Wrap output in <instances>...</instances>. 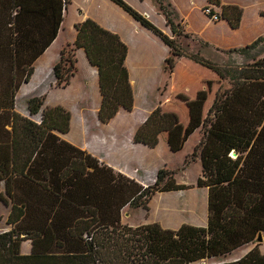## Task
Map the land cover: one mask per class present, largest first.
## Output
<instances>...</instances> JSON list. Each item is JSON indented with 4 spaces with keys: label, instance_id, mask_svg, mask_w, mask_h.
<instances>
[{
    "label": "trees",
    "instance_id": "trees-1",
    "mask_svg": "<svg viewBox=\"0 0 264 264\" xmlns=\"http://www.w3.org/2000/svg\"><path fill=\"white\" fill-rule=\"evenodd\" d=\"M112 1L168 46L164 68L169 78L176 61L185 57L222 80L190 154L201 166L195 185L207 188L206 225L183 223L169 229L156 222L123 224L124 206L147 210L155 192L188 186L176 183L174 172L165 167L156 171L152 184L143 187L99 164L56 134L68 132L70 113L60 106L42 108V97L27 100L29 117L13 111L14 94L20 83L28 80L36 57L56 36L61 8L65 11L68 0H0V73L9 74L8 80L0 78V107L2 118L11 122L9 131H0V139L11 143L14 185H25L23 192L12 194L7 218L12 227L0 232V264H190L224 256L264 232V34L228 50L247 55L250 62L237 68L221 66L201 55V47L217 48L186 32L168 0L152 1L171 36L124 0ZM207 2L220 6L219 18L231 29L239 27L241 8L222 5L219 0ZM74 26L71 50L81 48L96 68L100 94L97 118L106 123L119 108L130 111L133 106L124 64L126 45L89 18ZM181 37L198 42V49L184 50L178 41ZM65 49L52 68L55 85L62 87L75 72L74 55L64 57ZM174 124V115L157 105L136 129L132 141L153 148L159 135ZM47 226L54 241L46 253L13 252L15 241L40 238ZM219 264H264V254L255 245L238 260Z\"/></svg>",
    "mask_w": 264,
    "mask_h": 264
},
{
    "label": "crops",
    "instance_id": "crops-1",
    "mask_svg": "<svg viewBox=\"0 0 264 264\" xmlns=\"http://www.w3.org/2000/svg\"><path fill=\"white\" fill-rule=\"evenodd\" d=\"M132 8L146 16L155 26L165 34L171 36L170 28L165 22L164 16L158 10L152 0H124ZM175 10L180 11L181 19L186 21L189 18V10L180 6L179 0H168ZM184 1V0H182ZM193 0H187L190 3ZM222 5H236L242 10L240 25L244 21V13L252 4V0H219ZM195 2V0H194ZM208 5L207 0H196L193 6L201 11L203 24L206 26L222 24L231 29L225 20H210L203 12V8ZM213 10L220 14V6H211ZM177 8V9H176ZM49 21H52V4L49 8ZM57 4L54 2V14L56 15ZM177 11V12H178ZM184 11L185 13H183ZM258 11V9H257ZM179 13V12H178ZM61 22L57 29L56 36L49 45L42 51L33 62V71L27 81L20 83L14 94L13 111L23 117L28 116L27 100L30 97H42L43 107H63L70 113L69 130L66 133H56L62 140L85 151L98 160V163L111 168L115 173H119L137 183L144 185L156 173V171L166 167V157L173 153L181 154L182 162L190 153L200 138V126L203 116L212 102L214 93L222 83L213 71L181 57L177 60L173 73L169 78L167 94L158 105L162 109L172 113L175 118L174 127L159 135L158 143L155 147L149 148L140 143L132 141L136 129L142 124L150 111L154 108L145 104V87L152 82L154 74L158 69L163 68L164 59L169 55V48L155 34L139 24L120 6L112 0H68L65 11L61 8ZM89 18L102 28L116 34L126 45V57L124 64L128 70L129 83L133 91V106L130 111L119 108L116 114L106 123H102L97 118V111L100 105V94L98 90L96 68L91 66L81 48L73 51L75 58V72L70 77L65 86H56L52 74V68L58 61L60 52L65 47H72L75 39V23ZM189 26V24H188ZM185 27V31L192 33L196 37L208 41L215 48L234 47L224 45L221 38L215 35L206 34L203 27L198 29ZM79 63L82 65L83 74L78 76ZM6 73V74H5ZM0 73L1 80L8 78V72ZM197 78L199 86L192 90V85ZM8 80V79H7ZM205 86V87H204ZM200 89L199 91H197ZM204 92V93H203ZM200 113L198 122L192 126V110L199 101ZM3 109L0 107V131L10 130L11 122L2 117ZM198 132L197 139L190 142L188 134L192 127ZM190 142V148L184 151V146ZM184 143V145H183ZM196 165L197 173L194 181L187 182L177 179L176 183L188 188L178 191H186L183 199L176 196L175 191H165L154 194L149 203L148 209L136 207L143 212L139 224L156 222L163 228L177 229L185 223L184 214L189 213L191 225L205 226L207 220V188L192 186L200 176L201 166L198 159L193 161ZM187 172H185L186 174ZM15 176L12 173V147L6 139H0V232L8 231L12 224L7 222L8 215L12 207V194L25 190L24 182L21 185H14ZM22 181H24L22 179ZM29 188V181L27 180ZM177 191V190H176ZM188 191V192H187ZM174 192V193H173ZM189 193V194H187ZM175 201V202H174ZM174 202V203H173ZM174 205H173V204ZM172 204V205H169ZM124 206L122 208H125ZM184 211H186L184 213ZM184 213V214H183ZM203 214L198 220L196 214ZM126 211L121 215V222ZM182 214V215H181ZM169 216L177 218L176 223H170ZM202 223H200V222ZM189 224V223H186ZM54 234L50 226H47L40 238L18 240L13 243L12 249L15 254H43L52 246ZM261 254H264V241L242 245L233 249L228 254L221 257L204 258L190 264H219L233 262L244 256L254 246Z\"/></svg>",
    "mask_w": 264,
    "mask_h": 264
},
{
    "label": "rangeland",
    "instance_id": "rangeland-1",
    "mask_svg": "<svg viewBox=\"0 0 264 264\" xmlns=\"http://www.w3.org/2000/svg\"><path fill=\"white\" fill-rule=\"evenodd\" d=\"M166 1L167 0H164V3ZM195 2H196V0H195ZM195 2H194V0L191 1L190 3H188L187 0H184V1L179 0L180 6L184 7L186 10H189V18L186 21V23L188 22L187 26L189 24V26L191 28L196 27V29H198L199 27H203L206 34H210L212 36L216 34L218 37L221 38L220 40L224 45L234 46V47H227V48L223 47V48H219V49L218 48L214 49L211 47H201L200 48L201 55L204 58H207V59H209V60H211V61H213V62H215L221 66H226V64H229L233 68L243 66L247 62H250V60L246 58L247 55L244 56V55L237 54L235 52L234 53L228 52V50L231 48H238V47H242L246 44H249L257 36L264 34V0H252L251 1L252 4L250 5L249 8H247L245 10L244 21L241 24V26L238 27L237 29H228L227 27H224L220 23L216 24V25H209V26L206 25L205 26L203 24V21H202L201 11L198 9V7L193 6ZM155 5L156 4L154 3V6ZM156 7L158 8L157 5H156ZM257 9H258V11H257ZM158 10H159V8H158ZM178 12H177L178 15L179 14L181 15L180 11H178ZM182 12L185 13L184 11H182ZM181 16H179L180 19H181ZM206 16L208 17V15H206ZM177 21H178V18H177ZM181 25L184 28L187 27V26H185L184 20H181ZM239 25H240V23H239ZM178 41H179L181 47L187 51L195 50V49H198V47H199L198 42H196L192 38L181 37L178 39ZM206 42H208V41H206ZM209 44H211V43H209ZM259 46H261V45H259ZM65 48H66L65 49L66 53L64 54V57L67 56L68 53H69V56L70 55L72 56V53H73V51L71 50L72 48L71 47H65ZM261 54L264 55V51ZM79 68L80 69H79L77 75L81 76L83 74V69H82V65L80 63H79ZM193 79H194V81H196V84L194 83L192 85V90H194L195 88H202L203 87V86H199L200 84H199V81L197 78H193ZM166 82H167V84L169 83V74L165 70L164 65H163V68H161V66H160L158 71L154 74V78H153L152 82L148 83L145 87V104H146V106L154 103L153 107H155L158 105V103H160V101H162L164 99V97L167 94V87H168V86L167 87L164 86V84ZM199 90L200 89H198L197 91H199ZM201 98L202 97L200 96L199 101L196 102V106L192 110V126L196 122H198V116H199L200 109H201V107H200ZM196 128H197V126L192 127V129L190 130V132L188 134V137L190 138L191 143L198 138L197 137L198 132L195 131ZM190 142L187 146H184V151L187 150L188 148H190V145H191ZM183 145H184V143H183ZM191 152L187 154V156L183 162H182V158H181L183 152L181 154L173 153L170 156L165 158L166 159L165 162L167 163L166 167L173 168V169H168V170H171L174 173H177V179L178 180L187 181V182H191V181L195 180L197 168H196V165L193 164V161H195L196 158H193V159L191 158V155H190ZM185 172H187V173L185 174ZM154 177H155V175L150 180H148V182L146 184H144L142 186L145 187L149 184H152L154 181ZM195 183L196 182H194L192 186H194ZM187 186L189 187L190 185H187ZM175 192H176L175 195L180 196V199L181 198L183 199L184 197H182V196L186 195L185 194L186 191H178L177 190ZM156 193H159V192H155L154 194H156ZM187 194H189V193H187ZM172 204H169V205H172ZM135 208L136 207L126 205V207L123 209V211H121V215H122V212L124 213L126 211L127 214H125V217L123 220H125L129 223V224H127V223H123V224L131 225V226H136L139 224V223H137V221L142 219L143 212H141V211H139V209H135ZM185 212L186 211H184V213ZM184 215H185L184 216L185 223L192 224L193 222H189L190 220L188 218L190 216V214L185 213ZM195 216L198 220H200L203 217V214L198 213ZM168 219H169L170 223H173V222L176 223L175 220H177V218L174 216L173 217L169 216ZM200 223H202V222H200ZM260 234H261V241H257L256 240L257 238H256L252 242L248 243L247 246H251L252 244H255L258 242L260 243V242L264 241V232H260Z\"/></svg>",
    "mask_w": 264,
    "mask_h": 264
},
{
    "label": "built area",
    "instance_id": "built-area-1",
    "mask_svg": "<svg viewBox=\"0 0 264 264\" xmlns=\"http://www.w3.org/2000/svg\"><path fill=\"white\" fill-rule=\"evenodd\" d=\"M211 6L212 5H206L203 8V12L206 15H208V17H209L210 20L216 21V20H218L219 16H218V13H216Z\"/></svg>",
    "mask_w": 264,
    "mask_h": 264
},
{
    "label": "water",
    "instance_id": "water-1",
    "mask_svg": "<svg viewBox=\"0 0 264 264\" xmlns=\"http://www.w3.org/2000/svg\"><path fill=\"white\" fill-rule=\"evenodd\" d=\"M232 154V156H234L235 155V153L234 152H232L231 153ZM257 241H261V234L259 233L258 234V236H257V239H256Z\"/></svg>",
    "mask_w": 264,
    "mask_h": 264
}]
</instances>
